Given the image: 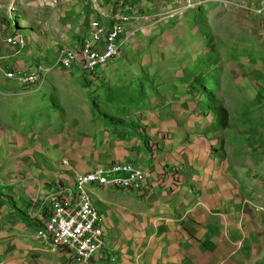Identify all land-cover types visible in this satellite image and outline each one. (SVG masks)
Segmentation results:
<instances>
[{
	"label": "rangeland",
	"instance_id": "obj_1",
	"mask_svg": "<svg viewBox=\"0 0 264 264\" xmlns=\"http://www.w3.org/2000/svg\"><path fill=\"white\" fill-rule=\"evenodd\" d=\"M93 1L103 12L111 1L115 12H134L123 11L132 16L128 37L94 74L53 71L31 89L4 78L15 54L0 49V264L20 263L15 253L28 248L21 243H34L37 260L42 254L31 230L36 211L27 223L8 212L11 203L24 210L16 199L23 185L15 184L30 192L46 181L67 184L58 174L66 147L55 141L98 123L114 131L131 123L148 142L147 157L162 159L176 183L183 176L200 184L208 168L214 182L227 178L241 197L264 204V0H0V40L27 37L14 58L22 67L51 64L87 37L83 17L94 18ZM51 157L56 177H42ZM38 160L44 169L34 168ZM104 193L99 208L131 199Z\"/></svg>",
	"mask_w": 264,
	"mask_h": 264
},
{
	"label": "crops",
	"instance_id": "obj_2",
	"mask_svg": "<svg viewBox=\"0 0 264 264\" xmlns=\"http://www.w3.org/2000/svg\"><path fill=\"white\" fill-rule=\"evenodd\" d=\"M120 3H124V0ZM110 5L113 11V1L106 3L107 8ZM117 7L120 9L116 12L123 7L126 10L129 8L122 5ZM83 20L87 28L89 19L87 21V17H83ZM65 48L72 49L68 46ZM0 49L5 53L13 52L5 46L4 40H0ZM20 53L10 56L15 62L14 68H22L14 59H20ZM103 126L98 123L82 136H75L69 141H55L60 148L66 147L62 151L65 158L61 167L65 174L60 171L58 174L66 177L67 184H50L46 181L39 192L36 189L30 192L25 182L16 183L14 187L23 185L16 199L24 205V210H18L11 203L8 204V212L27 223L33 208L37 218H31V230L36 236L37 229L48 218L52 199L67 188H73L78 174L102 166L130 162L146 171L142 192L121 190L118 193L113 189L92 188L94 203L103 218L105 242L93 264H264V204L241 197L227 178L214 182L208 168L204 174L205 180L201 182L203 185L191 184L195 179L193 177H185L186 181H183V176L182 181L176 183L171 169L165 167L162 159L147 157L148 142L143 141L142 134L131 123H124L122 129L117 131ZM49 143L54 145L52 141ZM194 158L197 159L196 163L205 164V157ZM56 160L51 157L45 169L47 172L42 177L46 174L50 178L56 177ZM37 164L35 169H44L43 162L38 160ZM195 173L193 170L187 172L190 175ZM10 187L7 185L6 189L11 192ZM194 187H201V194L193 195L190 191ZM104 192L119 196H128L127 193L131 199L112 205V209H107L105 205L99 208L101 204H97L96 199ZM38 241L40 247L36 251L42 253L40 260L33 256L36 254L32 251L34 243H21L28 248L15 253L22 256L18 264H73L69 251L50 252L43 242Z\"/></svg>",
	"mask_w": 264,
	"mask_h": 264
},
{
	"label": "built area",
	"instance_id": "obj_3",
	"mask_svg": "<svg viewBox=\"0 0 264 264\" xmlns=\"http://www.w3.org/2000/svg\"><path fill=\"white\" fill-rule=\"evenodd\" d=\"M93 9L95 17L89 20L88 35L76 49L63 48L48 65L41 62L6 69L4 78L38 90L53 71L70 73L75 69L91 75L111 63L128 37L124 30L132 16L124 12H103L94 1ZM128 10L133 12L130 7ZM4 44L19 54L26 46V40L15 35L6 37ZM145 182L146 171L130 162L78 174L73 188H67L50 202L51 211L44 224L37 229L36 238L51 252L69 251L73 264H93L105 242L103 218L93 201L92 188L140 193Z\"/></svg>",
	"mask_w": 264,
	"mask_h": 264
},
{
	"label": "trees",
	"instance_id": "obj_4",
	"mask_svg": "<svg viewBox=\"0 0 264 264\" xmlns=\"http://www.w3.org/2000/svg\"><path fill=\"white\" fill-rule=\"evenodd\" d=\"M119 10V9H118ZM123 11H127L124 7L123 8H121V10L119 11V12H123ZM93 16H94V14H93ZM95 17V16H94ZM94 19V18H93Z\"/></svg>",
	"mask_w": 264,
	"mask_h": 264
}]
</instances>
